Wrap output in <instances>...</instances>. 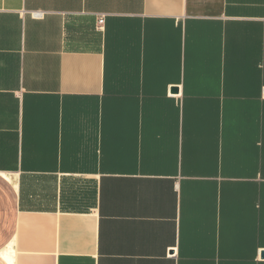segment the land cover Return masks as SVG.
<instances>
[{
    "label": "crops",
    "instance_id": "0c3cea01",
    "mask_svg": "<svg viewBox=\"0 0 264 264\" xmlns=\"http://www.w3.org/2000/svg\"><path fill=\"white\" fill-rule=\"evenodd\" d=\"M0 264H264V0H0Z\"/></svg>",
    "mask_w": 264,
    "mask_h": 264
},
{
    "label": "built area",
    "instance_id": "2783aa9c",
    "mask_svg": "<svg viewBox=\"0 0 264 264\" xmlns=\"http://www.w3.org/2000/svg\"><path fill=\"white\" fill-rule=\"evenodd\" d=\"M33 14L36 17H42L45 14V12L44 11L37 10V11H34ZM100 22H102V23L104 22V16H101Z\"/></svg>",
    "mask_w": 264,
    "mask_h": 264
}]
</instances>
